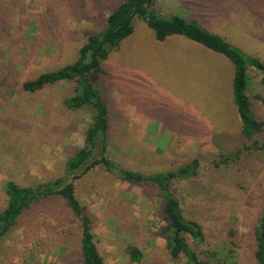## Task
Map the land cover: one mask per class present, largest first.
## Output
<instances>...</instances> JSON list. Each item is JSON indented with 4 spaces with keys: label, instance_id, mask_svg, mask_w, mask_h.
I'll return each instance as SVG.
<instances>
[{
    "label": "rangeland",
    "instance_id": "obj_1",
    "mask_svg": "<svg viewBox=\"0 0 264 264\" xmlns=\"http://www.w3.org/2000/svg\"><path fill=\"white\" fill-rule=\"evenodd\" d=\"M120 2L0 0V125L5 122L9 133L16 136L20 130L28 137L27 142H9L13 148L0 145V210L6 206V182L28 186L58 176L71 151L83 146L90 122L86 109L63 106L72 84L33 94L22 92L21 84L73 64L87 37L103 29ZM151 8L158 17L195 20L264 66V0H154ZM101 69L93 80L109 111L110 159L148 174L175 171L196 159L199 175L172 187L183 213L202 226L206 249L231 248L234 241L237 263L256 264L250 249L257 246L255 229L263 227L264 160L241 162L224 173L215 166L220 153L243 145L232 63L182 36L156 41L154 31L135 17L132 34ZM246 94L264 122V102L254 98L264 95V71L248 67ZM259 141H264V131ZM75 188L104 264H136L125 253L128 246L143 253L140 264L182 263L171 260L165 248L166 223L153 187L113 175L102 179L96 169L75 182ZM62 209L58 203L49 214L26 217L0 241V264H59L66 249L80 264L77 225L67 214L61 219ZM60 228H65L63 234ZM71 228L74 236L64 238L62 252L57 241Z\"/></svg>",
    "mask_w": 264,
    "mask_h": 264
},
{
    "label": "trees",
    "instance_id": "obj_2",
    "mask_svg": "<svg viewBox=\"0 0 264 264\" xmlns=\"http://www.w3.org/2000/svg\"><path fill=\"white\" fill-rule=\"evenodd\" d=\"M153 2L154 0H121L107 16L103 29L87 37L73 64L41 74L36 79L24 81L21 84L22 92L31 94L55 87L60 83L72 84L71 96L64 99L63 106L70 111L86 109L90 115V122L84 133L83 146L71 151L58 176L28 186H20L11 180L5 183L3 192L6 206L0 210V241L15 232L26 217L32 214H49L53 206L59 203L63 207L60 211L61 219L67 214L70 216L68 220L77 225L78 239L75 248L79 263L104 264L91 229L89 213L76 196L75 188V182L81 181L98 169L102 179L107 178V175H113L114 178L123 182L140 186L150 185L158 192L162 206L161 219L166 223L165 248L171 260L182 261L181 264H238L234 255L237 244L234 241H230L233 248L211 246L206 249L204 247L206 234L202 226L197 221L186 218L179 200L173 193L172 187L175 182L191 181L199 175L200 164L196 159L175 171L148 174L136 172L133 168H123L121 163L117 164L114 159H110L108 154L109 111L101 100L93 76L102 72V62L132 34L133 20L138 17L154 31L156 41L162 42L174 35L182 36L209 51L224 56L232 63L234 67L233 102L241 122L240 135L243 145L240 148L236 147L234 152L220 153L218 161L215 162L216 169H221L224 173L230 166L234 167L241 162L249 165L248 162L252 164V162L264 160V141H259L264 131V122L253 112L251 100L246 94L248 67L263 72V64L257 58L246 56L226 39L209 32L195 20L177 15L170 18L156 16L151 8ZM4 91L12 92L10 88ZM254 98L264 102V95H255ZM5 124L3 122L0 125L2 148H13L14 146L9 142H20V139L27 142L28 137L23 132L17 129L15 136L5 130ZM20 151L21 154L26 153L23 150ZM5 163L9 161L5 160ZM67 224L68 222L65 226ZM48 229L55 230L54 227ZM71 229L61 239L56 240L57 249L62 252L65 250L64 238L66 240L74 236ZM64 230L65 228H60L61 234L65 232ZM255 237L257 246L250 249L253 260L256 264H264V228L262 226L255 229ZM66 252L67 256H64L60 263L77 264L78 261L71 259L73 254L67 249ZM125 253L128 254V259L132 263L140 264L143 259V253L135 246L125 248Z\"/></svg>",
    "mask_w": 264,
    "mask_h": 264
},
{
    "label": "crops",
    "instance_id": "obj_3",
    "mask_svg": "<svg viewBox=\"0 0 264 264\" xmlns=\"http://www.w3.org/2000/svg\"><path fill=\"white\" fill-rule=\"evenodd\" d=\"M204 27H205V26H204ZM208 30H209V29H208ZM212 33H214V34H217V35H219V34H220V33H218V32H215V31H214V32H212Z\"/></svg>",
    "mask_w": 264,
    "mask_h": 264
},
{
    "label": "water",
    "instance_id": "obj_4",
    "mask_svg": "<svg viewBox=\"0 0 264 264\" xmlns=\"http://www.w3.org/2000/svg\"><path fill=\"white\" fill-rule=\"evenodd\" d=\"M262 228H264V220H263V227Z\"/></svg>",
    "mask_w": 264,
    "mask_h": 264
}]
</instances>
